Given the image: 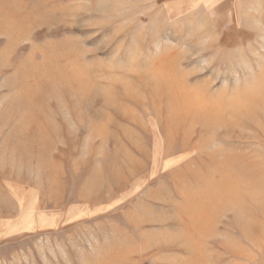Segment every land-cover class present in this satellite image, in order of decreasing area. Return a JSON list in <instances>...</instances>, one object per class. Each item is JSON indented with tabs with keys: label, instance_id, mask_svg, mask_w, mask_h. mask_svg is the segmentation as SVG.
<instances>
[{
	"label": "rangeland",
	"instance_id": "1",
	"mask_svg": "<svg viewBox=\"0 0 264 264\" xmlns=\"http://www.w3.org/2000/svg\"><path fill=\"white\" fill-rule=\"evenodd\" d=\"M0 264H264V0H0Z\"/></svg>",
	"mask_w": 264,
	"mask_h": 264
}]
</instances>
